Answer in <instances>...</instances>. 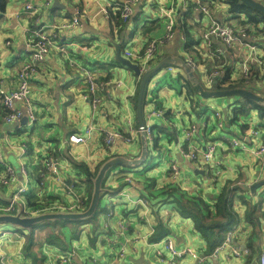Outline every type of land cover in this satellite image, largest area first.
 I'll return each mask as SVG.
<instances>
[{
    "label": "crops",
    "instance_id": "crops-1",
    "mask_svg": "<svg viewBox=\"0 0 264 264\" xmlns=\"http://www.w3.org/2000/svg\"><path fill=\"white\" fill-rule=\"evenodd\" d=\"M122 1L59 0L62 6L53 7L52 4L44 5L45 0H6L0 16V153L4 161L16 168L22 163L26 175L17 173L16 180L8 185L0 182V205L7 203L22 181H27V192L23 197L28 206L44 202L71 203L73 194L66 192L62 181L74 183V192L87 198L85 168L94 172L96 165L109 156H139L140 133L131 142L116 139L108 151L101 133L96 129L85 143H69L66 140L69 134L83 133L89 125L124 130L128 120V123L138 127L133 104L137 76L116 60L114 44L119 45L117 29L108 12L104 13L107 4L112 5L108 10L114 11ZM181 1L135 2L132 14L125 22L122 51L119 46L121 54L126 57V50L137 51L149 39L161 38L164 29L159 7L173 4L179 12L174 36L159 45L151 61L190 57L194 65L192 69L203 83L206 74L213 69H219L230 81L242 80L243 66L246 65V88L264 97V76L257 62L263 56L261 46L264 45V35L257 33L251 24L241 25L230 18L232 14L227 11L228 5L224 0H205L209 3L210 17L214 21L237 30L244 28L247 36H239L240 40L229 45L216 37L204 41L201 36L206 28V18L194 7L190 9L191 16L187 17L189 9L181 10ZM26 3L31 4L32 10L24 9ZM76 9L79 11V24L61 27L72 20ZM151 20H157L156 26L151 27ZM184 21L187 32L196 41L193 48L187 45ZM51 25L60 26L59 40L64 44L66 53L57 47L51 48L31 79L30 99L35 122L30 124L26 117H22L5 123L1 98L17 87L19 68L29 59V37L37 29L47 30ZM249 44L256 45L254 52L249 50ZM67 56L87 65L95 81L104 84L97 91L100 97L97 108L94 109L87 98L84 73L71 66ZM165 68L155 73L147 84L149 101L143 107V118L152 126L153 134L152 139L147 140L145 162L136 167L110 170L104 180L100 210L96 216L45 229L48 236L41 248L40 244L35 245L31 240L30 251L35 254L36 261L32 262L27 255L26 244L18 243L16 232H11L1 244L9 263L60 264L58 255L68 252L70 259L77 264H105L117 256L119 245L125 239L145 234L148 241L157 224L161 223L167 230L164 237L168 236L177 248L190 247L197 254L207 256L209 264H260L259 257L264 253V185L257 188L254 194L249 187L264 179V154L231 149L228 137L248 139L252 128L261 131L264 136V116L259 117L257 110L251 108L246 115L234 117L233 108L237 106L238 96L200 98L186 95L180 81L174 80L177 74H185L183 67H175L171 75ZM116 80H121L123 84L117 86ZM154 98L163 115L146 117ZM261 105L264 107V102ZM216 112L223 122L221 127L216 124ZM190 124L196 125L192 142L197 147L214 143V157L220 161L216 174L196 173V168L204 170L203 164L181 154L183 132ZM153 139H156L157 148L153 146ZM48 155L55 157L60 164L59 179L42 169V160ZM173 163L177 165L176 173L170 168ZM1 172L0 167V175ZM126 177L131 179V184L126 182ZM227 180H236L232 202L240 219L230 225L226 234L232 230V245L241 249L246 247L248 253L235 257L227 255L226 249H223L216 257L209 258L205 241L197 234L191 220L179 216L174 207L177 201L197 196L212 207L215 196ZM239 195L252 205H260L255 224L244 220L246 203ZM142 197L149 202V222L139 218V205L135 200ZM119 220L126 224L123 235L117 230ZM150 228H153L152 233ZM2 231L0 228V233ZM125 250L121 264H165L158 260L151 245L140 240L135 249L126 243ZM178 264H196V257L185 256Z\"/></svg>",
    "mask_w": 264,
    "mask_h": 264
},
{
    "label": "built area",
    "instance_id": "built-area-1",
    "mask_svg": "<svg viewBox=\"0 0 264 264\" xmlns=\"http://www.w3.org/2000/svg\"><path fill=\"white\" fill-rule=\"evenodd\" d=\"M54 0H45L44 5L50 6ZM138 0H123L121 3V17L124 21H127L132 14L133 4ZM190 4L194 5V10L201 12L206 18V28L203 30L202 39L204 41L209 40L211 37H216L220 39L223 43L229 45L235 40H240L241 37L247 36V33L244 28L237 30L232 28L228 24H219L210 17L209 3L205 0H182L181 1V10L188 9ZM109 8L112 7L111 4H107ZM107 9L104 10V13L108 12ZM117 7V6H116ZM26 11L32 10L30 3H26L24 6ZM178 8L173 5H166L159 7V17L163 21L164 34L161 38L149 39L141 49L132 52L131 50H126L124 55L127 58H130L136 61L141 70L148 68V64L152 59H154L157 49L160 44L167 43L170 41L175 33V26L177 22V14L179 13ZM76 15L72 20L61 25V27H70L79 24V11L76 9ZM50 28L44 29L39 28L32 33L29 37L30 40V53L28 61H25L21 64L19 71L17 73V87L10 91L9 93L3 94L1 98V103L4 108L3 121L5 123H12L20 120L22 117H26L27 121L32 124L35 122V113L30 99V82L34 74L38 71L39 65L44 61L45 57L53 47H57L59 51L66 53L64 44L59 40L58 28L60 26L51 25ZM253 31V30H252ZM241 36V37H239ZM249 50L254 52L256 49L255 44L248 45ZM263 56L257 59L259 66L262 68V74L264 76V45L261 46ZM69 64L71 66H76L80 71L84 73L85 83L87 84V98L91 103V106L95 109L97 108L100 97L97 94L98 89L104 86L103 83H98L95 81L91 71L87 70L84 66L78 64L73 59L69 58ZM185 65L194 68L193 61L190 57L184 59ZM175 66L183 67L180 61H175L171 64H168L165 68V71L168 74L174 72ZM218 77L217 84L223 78V73L217 69L209 71L204 79V83L207 86H210L212 80ZM248 78V69L246 65L243 66L242 80L247 85ZM117 86H121L123 83L121 80L114 81ZM130 96H133L130 94ZM160 109L151 108L147 113L146 117L149 116H159L161 115ZM216 124L218 127L223 125L221 117L218 112L215 113ZM126 128L124 130L117 129H102L100 127H93L89 125L85 128L83 133H72L67 137V142L69 143H85L90 137L91 133L96 129L102 135V141L105 147V150H110L112 143L116 139H121L125 142H131L137 133H141L139 127H135L130 123H126ZM196 130L195 124H190L187 129L183 132L184 142L180 147V152L184 156L188 157L190 160L203 164L205 173H214L218 172V166L220 161L215 159V145L210 142L206 144L203 148L197 147L193 142V135ZM143 132L147 140H151L152 136V127L149 123H145ZM261 131L257 129H251L249 134V139L237 138V137H228V145L231 149H241L243 151H250L256 155L264 154V136L262 137ZM252 141V143H249ZM0 167L2 169L0 175V182L3 185H8L13 183L16 180L17 173L26 175V169L22 163H19L18 168L14 165L3 160L0 153ZM171 170L176 173L177 165L171 164ZM42 169L44 172L49 173L56 178L60 174V164L55 157L48 155L42 160ZM59 179V178H58ZM127 183H131V179L125 178ZM62 186L67 193L73 194V201L71 203H59V202H44L41 204H36V206H28L23 195L27 192V181H22L16 190L11 194L10 199L4 205H0V215L1 214H20V216H34L42 213H51V212H79L85 208L86 198L76 194L74 192V183H69L62 181ZM122 194V193H121ZM122 195L126 196L125 193ZM139 204V218L143 222H149L150 216V206L147 198H138L135 200ZM126 224L119 220L117 222V230L120 235H123ZM150 233H152L153 228H150ZM232 235L233 232L230 230L224 240L214 248L210 253L209 258L216 257L220 251L226 249V254L230 256L238 257L240 255L248 253V248H239L235 245H232ZM235 237V234H234ZM140 240V242L148 243L151 245L154 250L158 260L161 263L165 264H178L179 260L185 256H194L196 257V264H209L207 256L203 254H197L195 250L190 247L177 248L172 240L166 236L163 239L153 242L147 241V235H135L134 237L125 239L124 242H121L118 248L117 256L114 257L111 261H108L105 264H121V258L124 256L125 244L128 243L132 245L135 249V244ZM58 260L60 264H77L76 262L70 259L68 252L58 255ZM259 263L264 264V253L259 257ZM0 264H11L8 262V256L2 251L0 245Z\"/></svg>",
    "mask_w": 264,
    "mask_h": 264
},
{
    "label": "trees",
    "instance_id": "trees-1",
    "mask_svg": "<svg viewBox=\"0 0 264 264\" xmlns=\"http://www.w3.org/2000/svg\"><path fill=\"white\" fill-rule=\"evenodd\" d=\"M264 4V0H259ZM226 4L228 5L227 11L232 14L230 18L236 19L238 23L241 25H245L247 23L251 24L257 33L264 35V15H262L261 12L258 10L246 6L239 2L238 0H225ZM6 0H0V16L2 12L4 11ZM194 5L190 4L188 6V11L186 12L187 17L191 16L190 9H193ZM121 4L117 5V8L112 11L108 10L109 18L112 20L113 26L117 29V37L119 40V46L121 47V51L123 50V47L125 45V39H124V32H125V22L121 17ZM244 16V19L242 16ZM151 27L156 26L157 20H151L149 21ZM184 29L187 35V45L189 47L193 48V45H196V41H193V37L191 34H189L186 30L185 21L183 22ZM262 25V26H261ZM132 60V59H131ZM157 60L150 61L148 64V68L153 67L157 62ZM134 61V60H132ZM136 62V61H135ZM167 65H164L162 68H164ZM178 67V66H175ZM127 68V67H126ZM146 68V69H148ZM161 68V69H162ZM181 69V67H179ZM145 69V70H146ZM160 69V70H161ZM159 70V71H160ZM219 70V69H218ZM144 72V70H142ZM156 71L155 73H157ZM153 73L147 80L145 88H144V94L142 99V108L148 103L149 100H147L148 96V89L147 84L150 78L155 74ZM228 75V74H227ZM176 81H181L182 86L184 87V92L186 95L196 94L193 90V87L189 80L187 79L185 74H177L174 78ZM140 78L137 76L136 81V87H135V96L133 98V104L134 107H136V98H137V91L139 86ZM218 89H228V88H246V84L243 80L238 81H230L228 79V76L223 75L222 80L217 85ZM155 101V98H154ZM237 106L233 108L234 117H237V115H246L251 108H255L259 114V117L264 116V107L263 105L256 103L248 98L245 97H238L237 99ZM155 105L158 106L157 101H155ZM153 146L157 148L156 139H153ZM114 156H109L106 160L112 158ZM102 161L98 163L94 169V172H90L87 168L83 170L85 174V183L88 190V197L85 201V208L82 210L84 211L86 207L89 204L90 197L93 190V179L98 172L100 166L106 161ZM79 166V165H78ZM120 167V166H111L109 167L103 176V179L101 181V193L99 196V200L102 196L103 192V184L106 175L110 172L112 168ZM236 180H227L223 186L221 187L219 193L215 196L214 201L212 202V207L205 203L203 199L200 196L197 197H191L190 199H186L183 202L177 201L175 204V211L178 213L179 216L182 218H188L192 222V226L197 232V234L205 241L206 244V254H210L216 246H218L225 238L226 232L230 225L232 223L238 222L240 217L238 214V209L233 205L232 202V190L237 187ZM239 198L243 200V197L239 195ZM244 201V200H243ZM246 203V207L243 211L244 220L248 221L249 223L255 224L257 222L258 218V211H259V204H250L247 201H244ZM41 204V203H37ZM31 207L36 206V203L29 204ZM100 210L99 202L95 209V211L86 218L77 219L75 221H83L85 219H90L96 216L98 211ZM70 221V220H69ZM167 234V230L165 228V225L158 223L157 226L154 229V232L148 237V241H158L161 238H163ZM32 246V241L30 239L29 242L25 245V251L27 252V255L30 257L31 261H36L35 254L30 251V247Z\"/></svg>",
    "mask_w": 264,
    "mask_h": 264
},
{
    "label": "water",
    "instance_id": "water-1",
    "mask_svg": "<svg viewBox=\"0 0 264 264\" xmlns=\"http://www.w3.org/2000/svg\"><path fill=\"white\" fill-rule=\"evenodd\" d=\"M225 1V0H224ZM242 4L252 7L264 15V4L259 0H238ZM226 4V2H225ZM53 7H61L62 5L59 3V0H54L52 3ZM116 48V60L121 64L130 69L136 76L140 78L138 91H137V98H136V107H135V114L137 119V124L139 129L141 130L140 133V140H141V150L139 156L136 158H125L123 156H114L108 160H106L99 168L98 172L96 173L94 179H93V190L90 197V201L88 206L84 211L79 212H69V213H60V212H51V213H42L34 216H20V214H1L0 215V223H8L12 225H17L21 228H30L33 227L34 224L45 220V219H65V220H77L81 218H86L92 215V213L95 211L98 202H99V196L101 193V181L103 179L105 171L111 167V166H120V167H136L140 164H143L145 162L148 148H147V138L145 136V133L143 132V128L145 126V121L143 118V108H142V99L144 94V88L146 85V82L148 78L155 73L156 71H159L164 65L171 64L175 61H180L183 69L185 70V75L189 82L191 83L193 90L196 94H193L198 97L202 98H209V97H219V96H238V97H245L248 98L256 103L263 104L264 97L257 95L253 91L247 89V88H228V89H218L217 88V81L218 77H215L210 86H207L203 82L199 80L193 69L185 65V61L183 59H179L178 57L172 58V57H166L162 60H160L158 63H156L153 67H150L144 72L140 69L139 65L136 62H133L131 59L124 57L119 49L118 44H114ZM69 57V56H67ZM70 58V57H69ZM72 59V58H71ZM75 61V60H74ZM69 62V60H68ZM77 62V61H75ZM78 63V62H77ZM80 64V63H78ZM87 70H89L87 65H83ZM76 67V66H73ZM77 68V67H76ZM182 68V67H181ZM90 71V70H89ZM172 74V73H171ZM169 74V75H171ZM181 83V81H180ZM182 85V84H181ZM184 90V87H183ZM185 93V92H184ZM191 102H193L191 98ZM151 108L160 109L159 106L155 105V101L151 100ZM193 105V103H192ZM195 106V105H193ZM149 109V111H150ZM161 110V109H160ZM148 111V112H149ZM161 115H163V111L161 110ZM159 115V116H161ZM157 117V116H155ZM203 126L205 124L203 123ZM152 127V126H151ZM254 129V128H252ZM153 134V132H152ZM233 137V136H231ZM152 139V138H151ZM249 139V137H248ZM113 169V168H112ZM196 173L203 174L204 170L202 169H195ZM264 185V179L259 180L251 184L249 187L252 194L255 193V190L259 188L260 186ZM139 205V204H138ZM141 220V219H140ZM159 241V240H158ZM156 242V241H153Z\"/></svg>",
    "mask_w": 264,
    "mask_h": 264
},
{
    "label": "rangeland",
    "instance_id": "rangeland-1",
    "mask_svg": "<svg viewBox=\"0 0 264 264\" xmlns=\"http://www.w3.org/2000/svg\"><path fill=\"white\" fill-rule=\"evenodd\" d=\"M60 213H69V212H60ZM70 221H73V220H70ZM70 221L65 220V219H45V220H42V221L34 224L33 227L25 228V229L21 228L17 225H12V224H8V223H0V225H4V226H0V228L3 230L2 233H0V245L3 242V239L7 236H10L11 232L14 231L18 235V243L19 244H27V242H29L31 239L32 241H34L35 245L40 244L39 248H41L43 246L44 239L47 238V236H48L47 230H45V229H47V228L53 229L54 225H57V224L62 225L63 223L70 222ZM83 221H86V219ZM38 240H39V242H38ZM40 242H42V243H40Z\"/></svg>",
    "mask_w": 264,
    "mask_h": 264
}]
</instances>
